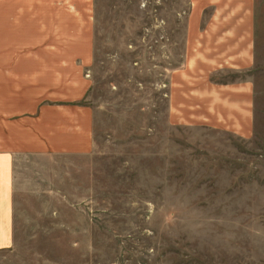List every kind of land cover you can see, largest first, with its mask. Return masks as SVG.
I'll return each instance as SVG.
<instances>
[{
  "label": "rangeland",
  "instance_id": "rangeland-1",
  "mask_svg": "<svg viewBox=\"0 0 264 264\" xmlns=\"http://www.w3.org/2000/svg\"><path fill=\"white\" fill-rule=\"evenodd\" d=\"M91 10L77 103L91 110L92 147L17 160L0 264H264V0L247 75L253 123L172 121L191 0H92ZM243 75L218 73L205 91Z\"/></svg>",
  "mask_w": 264,
  "mask_h": 264
},
{
  "label": "crops",
  "instance_id": "crops-1",
  "mask_svg": "<svg viewBox=\"0 0 264 264\" xmlns=\"http://www.w3.org/2000/svg\"><path fill=\"white\" fill-rule=\"evenodd\" d=\"M91 9L92 0H0V249L13 239L17 160L92 147L91 110L78 104L93 60ZM255 64V0H191L172 121L253 123ZM218 73L247 79L205 91Z\"/></svg>",
  "mask_w": 264,
  "mask_h": 264
}]
</instances>
